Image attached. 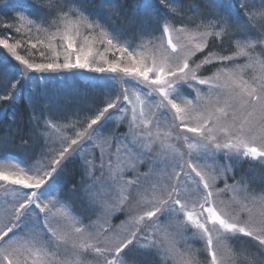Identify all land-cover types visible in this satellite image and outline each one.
Masks as SVG:
<instances>
[{
  "label": "snow or ice",
  "instance_id": "6c2138e0",
  "mask_svg": "<svg viewBox=\"0 0 264 264\" xmlns=\"http://www.w3.org/2000/svg\"><path fill=\"white\" fill-rule=\"evenodd\" d=\"M0 264H264V0H0Z\"/></svg>",
  "mask_w": 264,
  "mask_h": 264
},
{
  "label": "rangeland",
  "instance_id": "374dc122",
  "mask_svg": "<svg viewBox=\"0 0 264 264\" xmlns=\"http://www.w3.org/2000/svg\"><path fill=\"white\" fill-rule=\"evenodd\" d=\"M102 51H103V49H102ZM109 58H111V57H109Z\"/></svg>",
  "mask_w": 264,
  "mask_h": 264
}]
</instances>
